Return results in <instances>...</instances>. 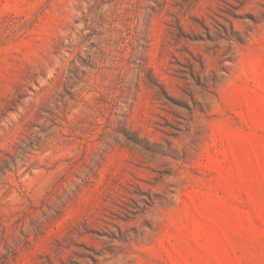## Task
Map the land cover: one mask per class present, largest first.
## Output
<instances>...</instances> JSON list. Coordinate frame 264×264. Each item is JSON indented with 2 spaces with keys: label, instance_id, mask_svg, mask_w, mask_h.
I'll list each match as a JSON object with an SVG mask.
<instances>
[{
  "label": "rangeland",
  "instance_id": "1",
  "mask_svg": "<svg viewBox=\"0 0 264 264\" xmlns=\"http://www.w3.org/2000/svg\"><path fill=\"white\" fill-rule=\"evenodd\" d=\"M0 264H264V0H0Z\"/></svg>",
  "mask_w": 264,
  "mask_h": 264
},
{
  "label": "trees",
  "instance_id": "2",
  "mask_svg": "<svg viewBox=\"0 0 264 264\" xmlns=\"http://www.w3.org/2000/svg\"><path fill=\"white\" fill-rule=\"evenodd\" d=\"M122 132H123L125 135H127V138H129V139H135V138H132V136H129V134L126 132V130H122ZM29 147H32V145L29 144V143H27L23 148L20 146L19 149H20L23 153H25V152H26V149L29 148ZM3 167H5V166H3ZM1 168H2V167H1Z\"/></svg>",
  "mask_w": 264,
  "mask_h": 264
}]
</instances>
